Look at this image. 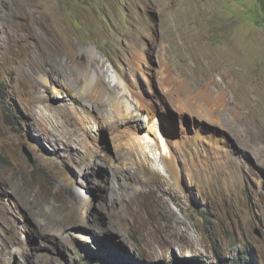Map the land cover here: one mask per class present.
I'll return each instance as SVG.
<instances>
[{
	"label": "rangeland",
	"instance_id": "1",
	"mask_svg": "<svg viewBox=\"0 0 264 264\" xmlns=\"http://www.w3.org/2000/svg\"><path fill=\"white\" fill-rule=\"evenodd\" d=\"M82 68L109 96L91 100ZM162 68L224 105L185 91L177 111ZM181 138L196 142L175 168L160 141ZM238 258L264 264V0H0V264Z\"/></svg>",
	"mask_w": 264,
	"mask_h": 264
},
{
	"label": "bare ground",
	"instance_id": "2",
	"mask_svg": "<svg viewBox=\"0 0 264 264\" xmlns=\"http://www.w3.org/2000/svg\"><path fill=\"white\" fill-rule=\"evenodd\" d=\"M55 11L56 10H53V12L52 11L51 12L54 14ZM63 30H64V36L66 38V47L65 48L68 51L69 49H73L74 48L75 41L73 40V38L71 36V33L67 30V28H63ZM76 68L78 70H80V68L78 66H76ZM82 69L84 70V73H80L79 72L80 74H78V73L77 74H78V77L80 78L81 82L84 85H86V87H88V85L90 83L88 69L87 68H82ZM157 79H158L157 81H158V85H159L160 89L162 90V92L166 96V100H169V101L173 102L174 103V108L177 111H179V112L185 110L186 104H187L186 103V100L184 98H182V99L180 98L178 100V102H176L175 99H173V96H174V94H178V95L180 94L181 95L185 91H187V93H189V96L192 95V99H190V100H197L198 98H201L207 104H211L212 106L221 107V106L224 105V103L222 102L223 100H221V99H214V98L210 97L209 94H207L206 92H203V91H194L192 89H189L184 84V82H179V83L173 82L171 80L170 73H169L168 69H166V68H162L160 70V74H159V77ZM102 86L103 85L101 84V82L99 81V79H96L94 81V83L90 87H88L89 96H90L91 100H93L94 102H96V100H98L100 97H107V96H109L108 95L109 94L108 90L106 92H104ZM84 92H85V89H84ZM130 93H131L132 97L137 101V103L139 105V111L140 110L141 111H146L150 115L153 113L151 103L143 101V99L139 95H135L132 92H130ZM76 100H77V98H76L75 94L71 90H69V93H68V101H67V102H69L68 103L69 105L66 104V106L69 107L68 109H70V111L72 112V114H76V112H79L78 111L79 110L78 107L75 106V104H74V102ZM91 100H90V104H92V101ZM183 100H185V102H183ZM110 101H111V99H110ZM164 103H166V101L162 102V104H164ZM175 104L177 106H175ZM90 108L93 110L94 109V106L91 105ZM112 109H113L112 112L114 113V118H118L120 116V112H119L118 105L116 103H112ZM162 109H163L162 110L163 112L166 111L165 108H162ZM258 114H259V112H258ZM66 119H67V117H66ZM150 121H151V119H150ZM72 123H73V125L71 127L72 129L71 130L70 129H67L68 126L65 125V128L64 129H61V134L64 135V138H65L67 136V135H65V133L70 130L69 131L68 142H71L72 144H75L76 148H79L80 150H86L85 145L87 146L88 144H91L92 143L91 140H90V134H89V131H87L86 125L85 124H82V123H79V122H72ZM163 138H164V140L167 139L165 137H163ZM160 142H161L162 148H164L165 151H166L165 152V158L167 157L168 158V163L171 164L172 166H174L175 168H176V164L179 161L178 160L179 157L186 158L184 160L186 164H189L190 162H192V159L188 156V153H187L190 150L188 148L187 144L189 143L190 145H194L195 142H196L195 139L181 138L180 141L178 142V144L177 143L176 144L175 143H172V147L174 149L171 147V145H170L169 142L166 141V143H165L166 146L163 145V142L162 141H160ZM174 146L176 147V149H175ZM196 157H200L201 158V153L196 152L193 158H196ZM121 158L122 157H119L118 159H121ZM199 165H200V163H199ZM136 170H137V173L145 174V175H147V173L150 172L143 165H139ZM118 174L119 173L114 170L113 175L114 176H117ZM113 175H112L111 180H110L112 183L114 181L113 180ZM148 177H150V176H148ZM150 184H151V181H150L149 178L146 179V180H144V181L141 180V187H143V188H146V187L150 186ZM117 188H118L119 191L121 190L120 187H117ZM108 189H109V192H110V200H111L112 203H114L115 200H114L113 196H111V195H112L113 191L116 189V187H112V184H111V186ZM148 191H150V190H148Z\"/></svg>",
	"mask_w": 264,
	"mask_h": 264
},
{
	"label": "trees",
	"instance_id": "3",
	"mask_svg": "<svg viewBox=\"0 0 264 264\" xmlns=\"http://www.w3.org/2000/svg\"><path fill=\"white\" fill-rule=\"evenodd\" d=\"M110 264H121V263H119V262H117L115 260H112V262H110ZM173 264H191V263L189 261H185V262L184 261L183 262L175 261V262H173ZM237 264H241V258L237 259Z\"/></svg>",
	"mask_w": 264,
	"mask_h": 264
}]
</instances>
